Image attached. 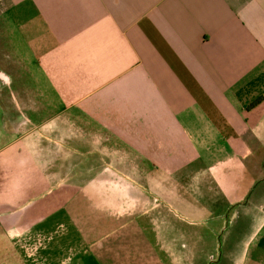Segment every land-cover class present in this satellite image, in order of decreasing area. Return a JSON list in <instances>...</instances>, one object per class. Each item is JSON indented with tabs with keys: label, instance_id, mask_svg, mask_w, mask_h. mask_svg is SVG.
<instances>
[{
	"label": "crops",
	"instance_id": "obj_1",
	"mask_svg": "<svg viewBox=\"0 0 264 264\" xmlns=\"http://www.w3.org/2000/svg\"><path fill=\"white\" fill-rule=\"evenodd\" d=\"M0 264H264V0H0Z\"/></svg>",
	"mask_w": 264,
	"mask_h": 264
},
{
	"label": "rangeland",
	"instance_id": "obj_2",
	"mask_svg": "<svg viewBox=\"0 0 264 264\" xmlns=\"http://www.w3.org/2000/svg\"><path fill=\"white\" fill-rule=\"evenodd\" d=\"M182 184V183H180ZM179 184V185H180ZM185 187H182V190H187L189 191L186 187H188L189 185H192V178H187L185 180ZM185 203L183 204V208L187 207L189 205V207H191L193 204L198 205V200L192 198V193L191 192H187L185 193ZM202 201V205H203V200ZM209 201H207L208 204ZM188 204V205H187ZM182 206V205H181ZM186 217V216H185ZM210 215L208 213H205V211L202 208V213L200 216V222H201V233H202V237L204 236L206 239L210 238V240H213V233H212V228L214 226V224H217V227L219 225L220 220L218 219L217 221H214V219L209 218ZM190 219H193V221H197L198 220V216L194 215L189 217ZM230 220V212H227V215L224 216L223 220H221L222 222V228H226L228 222ZM216 242H217V248L215 251V255L217 257V259L219 257H224V253L226 252L225 250V237L223 235V232L217 229L216 232ZM203 249V246H202ZM206 250H208V247L206 246ZM211 253H213V245L211 246Z\"/></svg>",
	"mask_w": 264,
	"mask_h": 264
}]
</instances>
